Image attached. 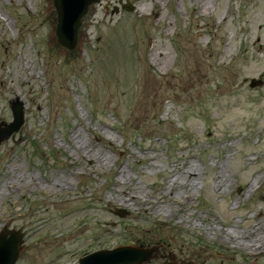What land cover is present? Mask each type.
Returning <instances> with one entry per match:
<instances>
[{"label":"rangeland","instance_id":"rangeland-1","mask_svg":"<svg viewBox=\"0 0 264 264\" xmlns=\"http://www.w3.org/2000/svg\"><path fill=\"white\" fill-rule=\"evenodd\" d=\"M0 11V40L11 42L0 43V128L13 121L12 103L25 106L24 126L0 144V183L13 165L38 183L71 182L66 193L16 194L15 179L0 200V231L25 235L17 264H80L122 246L155 249L148 264H169L162 255L171 264H264V251L220 235L236 225L250 233L264 219V84L249 87L264 81V0H102L73 52L57 41L53 0H1ZM154 47L167 67L152 63ZM74 129L111 165L83 170ZM185 161L202 176L173 217L110 200L120 170L156 197Z\"/></svg>","mask_w":264,"mask_h":264},{"label":"bare ground","instance_id":"bare-ground-1","mask_svg":"<svg viewBox=\"0 0 264 264\" xmlns=\"http://www.w3.org/2000/svg\"><path fill=\"white\" fill-rule=\"evenodd\" d=\"M1 1V0H0ZM143 12L148 10V6L143 7ZM2 13L0 11V27L4 28L2 24ZM7 23V22H6ZM0 43L5 44L8 48L11 46V42L7 39H1ZM29 53L26 52L23 55L18 56V59H22V62H27V57ZM152 63L156 65H163L167 67L168 55L161 52L160 49L154 47L152 54ZM18 68L22 72V76L26 80H34L37 75L33 70H27L23 74L25 65L18 64ZM18 77V75H17ZM16 81V75L15 79ZM3 85L7 86L6 82H2ZM14 90L13 87L9 88ZM72 138L74 140V153L73 156H77L83 161V170H98L102 171L113 162V157L105 151L104 147L98 146L91 140L84 137V134L80 129H74ZM99 143H101V137L97 136ZM233 146V145H232ZM75 154V155H74ZM146 157L145 159H147ZM149 159V158H148ZM184 166H179V172L173 177H170L165 184L157 187L156 197H152L149 193L143 191L138 186H132L128 181H126V173L123 170L118 172V179L114 182V187L112 188V193L110 195V200L121 205L123 208L128 209H143L145 213L152 209V213L157 216L162 217H173L175 208H180V206L187 201L192 200L193 190L197 189L198 181L201 179L200 169L195 165L185 161ZM178 165H175L176 167ZM173 167V168H174ZM87 168V169H86ZM147 168L151 172H156L157 168L152 162H148ZM20 168L17 165L11 166L5 172V179L0 183V200L5 195V193H10L11 189L14 188L16 179V194H21L24 190L30 191H40L45 190L49 193H66L70 191L71 182L56 179L54 181L43 183H38L34 178L27 179L24 175L19 172ZM172 172V171H171ZM219 180V181H218ZM223 175L219 173L216 176V187H222ZM131 187V188H130ZM181 190H183L181 192ZM215 220V219H214ZM264 222L258 229L250 233H244L237 229V225L233 230H221L220 235L224 242L228 243L230 246L251 252L253 255L260 254L264 251ZM212 233L211 231H208ZM213 237H216L215 233H212Z\"/></svg>","mask_w":264,"mask_h":264},{"label":"water","instance_id":"water-1","mask_svg":"<svg viewBox=\"0 0 264 264\" xmlns=\"http://www.w3.org/2000/svg\"><path fill=\"white\" fill-rule=\"evenodd\" d=\"M101 0H53L57 13L56 38L58 43L68 51H74L79 42V30L83 19L92 5ZM132 12L134 7L128 5ZM262 85V81L252 79L250 88ZM13 122L0 128V144L17 134L25 122V106L17 100L11 104ZM124 215H121L123 217ZM25 235L20 231L8 230L0 232V264H16L23 249ZM154 250H140L132 246L120 247L114 250H102L88 255L80 260V264H146L153 258Z\"/></svg>","mask_w":264,"mask_h":264},{"label":"flooded vegetation","instance_id":"flooded-vegetation-1","mask_svg":"<svg viewBox=\"0 0 264 264\" xmlns=\"http://www.w3.org/2000/svg\"><path fill=\"white\" fill-rule=\"evenodd\" d=\"M161 258H162V260L166 261L165 263H168L169 262V264H171L170 263L171 261H174V258L173 257H170V256L162 255ZM173 264H180V262L179 263H173Z\"/></svg>","mask_w":264,"mask_h":264}]
</instances>
